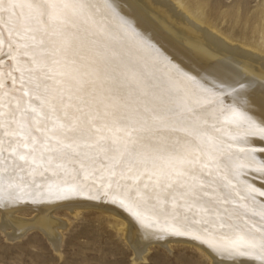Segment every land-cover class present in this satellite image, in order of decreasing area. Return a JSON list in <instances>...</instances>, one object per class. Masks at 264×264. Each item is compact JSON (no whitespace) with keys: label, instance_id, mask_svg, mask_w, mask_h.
I'll return each mask as SVG.
<instances>
[{"label":"snow or ice","instance_id":"snow-or-ice-1","mask_svg":"<svg viewBox=\"0 0 264 264\" xmlns=\"http://www.w3.org/2000/svg\"><path fill=\"white\" fill-rule=\"evenodd\" d=\"M223 93L180 72L110 0H0V184L119 199L179 235L264 249V204L235 179L264 168L225 134ZM241 122H246L241 120ZM31 194V193H27Z\"/></svg>","mask_w":264,"mask_h":264},{"label":"bare ground","instance_id":"bare-ground-1","mask_svg":"<svg viewBox=\"0 0 264 264\" xmlns=\"http://www.w3.org/2000/svg\"><path fill=\"white\" fill-rule=\"evenodd\" d=\"M119 17L126 20L143 41L180 72L214 86L223 93L225 107H234L240 116L226 117V126L264 131V28L255 26L253 37L245 32L221 31L210 20L201 4H186L173 0H110ZM232 25L243 22L237 15ZM256 23V20H255ZM253 39V40H251ZM246 122H241V120ZM235 145L261 149L253 153L256 161L264 163V138L225 134L222 137ZM236 180L246 185L248 195L257 204H264V168L239 165ZM31 193V194H27ZM105 208L122 226L121 231L144 261L152 243L192 244L206 252L214 264H264V249L234 242L224 232L222 239L208 241L203 236L179 235L167 229L161 221L139 214L131 205L119 199H90L53 186L38 194L32 189H11L0 184L1 229L12 241L39 229L56 251L63 244L61 231L68 222L56 216L66 208L74 211ZM35 213L27 220L19 214ZM260 222L264 217L249 215ZM1 230V231H2ZM168 248V247H167Z\"/></svg>","mask_w":264,"mask_h":264},{"label":"rangeland","instance_id":"rangeland-1","mask_svg":"<svg viewBox=\"0 0 264 264\" xmlns=\"http://www.w3.org/2000/svg\"><path fill=\"white\" fill-rule=\"evenodd\" d=\"M173 1L186 4L198 1L217 28L227 33L246 32L252 38L255 26L264 28V0ZM237 15L243 22L233 26L231 20ZM33 215L31 211L19 214L27 220ZM56 216L68 222V228L61 231L64 238L60 251L37 228L11 241L1 229L0 213V264H214L206 252L185 243L167 246L152 243L145 260H137L121 224L105 208L75 207L72 212L62 208Z\"/></svg>","mask_w":264,"mask_h":264}]
</instances>
